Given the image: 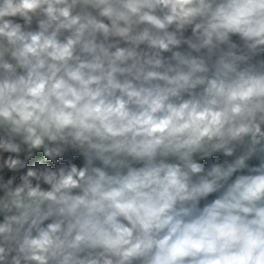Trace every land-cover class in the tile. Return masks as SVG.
I'll return each instance as SVG.
<instances>
[{
    "label": "clouds",
    "instance_id": "9594fccd",
    "mask_svg": "<svg viewBox=\"0 0 264 264\" xmlns=\"http://www.w3.org/2000/svg\"><path fill=\"white\" fill-rule=\"evenodd\" d=\"M0 264H264V0H0Z\"/></svg>",
    "mask_w": 264,
    "mask_h": 264
},
{
    "label": "trees",
    "instance_id": "16d2710c",
    "mask_svg": "<svg viewBox=\"0 0 264 264\" xmlns=\"http://www.w3.org/2000/svg\"><path fill=\"white\" fill-rule=\"evenodd\" d=\"M217 159H218V158H217ZM40 160H41L42 162H45V163H47V161H44V160H43V158H42V159H40ZM76 162H77V163H80V161H79V160H77Z\"/></svg>",
    "mask_w": 264,
    "mask_h": 264
},
{
    "label": "crops",
    "instance_id": "0c3cea01",
    "mask_svg": "<svg viewBox=\"0 0 264 264\" xmlns=\"http://www.w3.org/2000/svg\"><path fill=\"white\" fill-rule=\"evenodd\" d=\"M42 158H43L42 154L38 156V159H39V160L42 159ZM34 162H35V161H34ZM34 162H33V163H34Z\"/></svg>",
    "mask_w": 264,
    "mask_h": 264
}]
</instances>
